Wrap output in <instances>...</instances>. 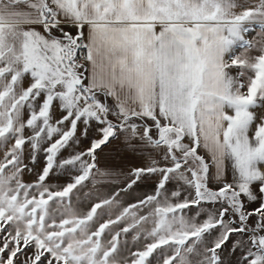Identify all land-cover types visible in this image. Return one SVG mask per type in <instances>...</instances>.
I'll list each match as a JSON object with an SVG mask.
<instances>
[{
    "label": "snow or ice",
    "instance_id": "obj_1",
    "mask_svg": "<svg viewBox=\"0 0 264 264\" xmlns=\"http://www.w3.org/2000/svg\"><path fill=\"white\" fill-rule=\"evenodd\" d=\"M0 264H264V0H0Z\"/></svg>",
    "mask_w": 264,
    "mask_h": 264
},
{
    "label": "crops",
    "instance_id": "obj_2",
    "mask_svg": "<svg viewBox=\"0 0 264 264\" xmlns=\"http://www.w3.org/2000/svg\"><path fill=\"white\" fill-rule=\"evenodd\" d=\"M125 163H134V161H120V160H112V159H105L102 160V164H125ZM25 179H30L29 177H25Z\"/></svg>",
    "mask_w": 264,
    "mask_h": 264
},
{
    "label": "rangeland",
    "instance_id": "obj_3",
    "mask_svg": "<svg viewBox=\"0 0 264 264\" xmlns=\"http://www.w3.org/2000/svg\"><path fill=\"white\" fill-rule=\"evenodd\" d=\"M141 191H142L141 189H138L134 195H139Z\"/></svg>",
    "mask_w": 264,
    "mask_h": 264
}]
</instances>
